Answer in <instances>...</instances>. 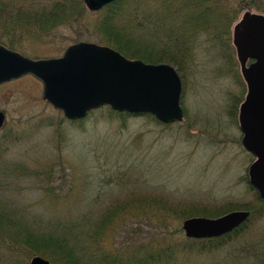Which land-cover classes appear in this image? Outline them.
<instances>
[{"label":"rangeland","instance_id":"374dc122","mask_svg":"<svg viewBox=\"0 0 264 264\" xmlns=\"http://www.w3.org/2000/svg\"><path fill=\"white\" fill-rule=\"evenodd\" d=\"M135 3L120 5L125 12ZM99 16L88 11L79 24L59 26L42 41L27 40L20 51L31 58L59 56L77 42L80 25L90 27ZM190 46L179 74L183 120L168 125L146 115L120 117L108 106L69 121L41 98L42 83L32 75L0 85V217L11 224L2 226L3 233L17 240L0 239V264L29 263L20 242L24 233L40 238L56 226L78 238L119 208L127 219L117 213L99 228L96 249L153 239L164 229L158 221L182 243V220L190 216H180L189 206L218 213L207 217L227 207L258 206L245 181L253 157L241 144L237 117L246 86L232 39L215 46L201 38ZM36 169L47 172L45 182L30 172ZM239 236L208 251L176 253L168 264H264V208Z\"/></svg>","mask_w":264,"mask_h":264},{"label":"trees","instance_id":"16d2710c","mask_svg":"<svg viewBox=\"0 0 264 264\" xmlns=\"http://www.w3.org/2000/svg\"><path fill=\"white\" fill-rule=\"evenodd\" d=\"M121 2L122 0H115L96 11L100 16L92 26H86L84 21L80 25L81 29L76 30L80 35L75 41L95 37L100 44L108 45L128 58L150 63H169L176 68L180 76L181 61L189 57L192 43L202 38L211 45H224L230 40L232 26L239 20L243 11L253 9L264 13V0H136L125 12ZM88 11L83 0H0V44L22 53L20 49L27 40L42 41L59 26L79 24L85 20ZM111 113L120 117L146 115L155 119L149 114H130L114 110ZM30 172H36L43 182L49 177L42 169ZM245 181L254 193L258 206L244 208L249 211L248 219L220 237H186L179 243L173 238L172 232L165 228V223L158 221L164 229L153 239H142L137 243L128 242L126 246L105 250L96 249L99 228L102 231L107 227V223L117 213H120L124 222L125 215H121L124 208H119L114 213L103 215L97 221L96 226L99 228L93 232L95 234L91 232L85 235L84 231V235L77 238L72 231L60 233L56 231V226L53 229L48 226L51 232L44 233L40 238L39 235L33 236L32 231L24 233L20 242L28 249L25 252L27 257L40 255L55 264H168L169 258L176 253L208 251L220 247L230 237H238L241 234L254 214L264 208V201L249 184L247 177ZM206 208L189 206L185 209L187 211H182L180 218L218 215L210 213ZM232 209L235 208L227 207L224 212ZM159 219L166 221L164 218ZM82 222L85 225L88 223L85 218ZM3 225L11 224L9 220L0 217V239L13 240L12 242L16 243L14 235L3 233ZM69 228L74 231L75 224ZM22 231L23 229H20V232ZM194 243L198 244V247H194ZM7 249L13 253L11 249Z\"/></svg>","mask_w":264,"mask_h":264},{"label":"water","instance_id":"95a60500","mask_svg":"<svg viewBox=\"0 0 264 264\" xmlns=\"http://www.w3.org/2000/svg\"><path fill=\"white\" fill-rule=\"evenodd\" d=\"M96 12L115 0H83ZM246 92L238 108L241 144L253 157L249 184L264 201V13L245 10L231 34ZM30 74L42 83L41 98L68 120L84 118L108 106L114 111L149 114L163 124L182 121V83L169 63L131 59L118 50L89 41L68 45L60 56L31 58L0 44V85ZM5 115L0 110V129ZM249 211L233 209L216 217L182 220L187 238L220 237L244 223ZM29 264H55L34 255Z\"/></svg>","mask_w":264,"mask_h":264},{"label":"flooded vegetation","instance_id":"af4514ba","mask_svg":"<svg viewBox=\"0 0 264 264\" xmlns=\"http://www.w3.org/2000/svg\"><path fill=\"white\" fill-rule=\"evenodd\" d=\"M2 45H3V44H2ZM4 123H5V122H4ZM3 126H4V124H3ZM3 126H2V128H3ZM2 128H1V129H2ZM1 129H0V130H1Z\"/></svg>","mask_w":264,"mask_h":264}]
</instances>
